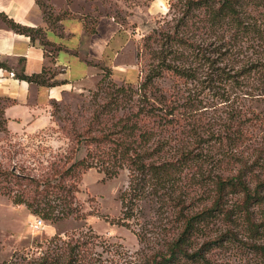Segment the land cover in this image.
<instances>
[{
  "label": "trees",
  "instance_id": "obj_1",
  "mask_svg": "<svg viewBox=\"0 0 264 264\" xmlns=\"http://www.w3.org/2000/svg\"><path fill=\"white\" fill-rule=\"evenodd\" d=\"M170 2L179 12L172 27H155L136 44L137 65L156 62L137 90L115 86L81 125L72 124L67 150L51 159L13 161L11 145L1 144L0 195L51 222L82 219L75 197L81 175L94 169L111 178L125 170L117 224L126 225L138 201L152 200L165 208L168 227L157 231L149 252L121 264H264V0ZM36 3L46 21L70 16ZM7 23L45 44L40 29ZM199 67L206 70L200 77ZM166 73L184 91L206 90L220 106L209 113V100L194 99L195 92L186 99L180 88L152 95L153 81ZM44 75L18 77L43 85ZM125 91L140 95L118 99ZM0 134H10L3 108ZM67 238L35 264H89L86 234Z\"/></svg>",
  "mask_w": 264,
  "mask_h": 264
},
{
  "label": "rangeland",
  "instance_id": "obj_2",
  "mask_svg": "<svg viewBox=\"0 0 264 264\" xmlns=\"http://www.w3.org/2000/svg\"><path fill=\"white\" fill-rule=\"evenodd\" d=\"M62 11H67V15L79 16L87 24L88 30L94 29L101 18H111L117 24L119 32L126 34L135 45L155 27L163 29L172 27L179 16L177 9L171 7L170 0H69V8ZM155 63L151 57L140 60L137 65L140 80H143L149 67ZM205 71L199 67L197 76L200 77L199 74ZM137 83L129 86L127 83L114 82L108 77L99 88L97 86L93 90L74 92L61 102L52 103L49 110L50 124L46 128L33 133L9 132L10 134L5 136L0 134V137L5 138L0 139L2 140L0 145L5 143L11 145L13 161L38 164L51 159L53 155L67 150L68 133L74 122L81 125L101 99H110L113 96L115 86L123 85L136 91ZM176 83L174 77L166 73L164 77L153 81L150 92L152 95L161 93L168 96L178 88L184 91V87ZM189 92L191 95L196 93L194 99H204V102L209 100V113L211 109L213 111L220 106L216 105L218 101H211L217 97L209 95L201 87L187 86L184 91L186 99H189ZM138 95L131 97L130 92L125 91L119 93L117 97L138 99ZM8 104L7 100H0V108L3 110ZM16 151H18L17 155H13ZM83 154L84 152L81 151L77 157ZM127 180L125 170L111 178L94 169L82 174L78 182L79 191L75 194L76 205L84 216L82 219L69 217L51 222L41 215L31 213L22 205L20 207L13 205L10 199L0 195V247L2 245L4 248L0 250V260H3L0 264L40 262L42 256L47 253H57L61 242L69 241L68 235L80 232L87 237L84 249L89 264H99V262L105 264L111 261L121 264L149 252L157 231L168 227L167 212L160 203L141 200L133 209V215L126 220V225L117 224L119 218L123 216L120 194L127 190ZM38 218L43 221V226L39 231H34L30 228V224ZM42 231L53 235L41 240ZM57 235L61 238H54ZM138 235L142 237L144 235V240L138 241Z\"/></svg>",
  "mask_w": 264,
  "mask_h": 264
},
{
  "label": "crops",
  "instance_id": "obj_3",
  "mask_svg": "<svg viewBox=\"0 0 264 264\" xmlns=\"http://www.w3.org/2000/svg\"><path fill=\"white\" fill-rule=\"evenodd\" d=\"M45 1L54 14L69 8L66 0ZM7 21L40 29L45 44L35 35L31 39L15 32ZM93 31L79 16L46 21L36 0H0V100L9 102L3 114L11 134L46 128L53 102H61L74 92L95 89L106 72L114 82L137 83L135 43L119 32L111 18H101ZM43 70V85L18 77ZM52 235L42 231L40 239Z\"/></svg>",
  "mask_w": 264,
  "mask_h": 264
},
{
  "label": "built area",
  "instance_id": "obj_4",
  "mask_svg": "<svg viewBox=\"0 0 264 264\" xmlns=\"http://www.w3.org/2000/svg\"><path fill=\"white\" fill-rule=\"evenodd\" d=\"M10 76H13L12 73H10ZM43 226V221L41 219H37L34 223L30 224V228L34 231H39Z\"/></svg>",
  "mask_w": 264,
  "mask_h": 264
}]
</instances>
